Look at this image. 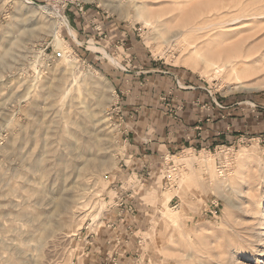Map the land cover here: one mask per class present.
Listing matches in <instances>:
<instances>
[{"label": "rangeland", "instance_id": "obj_1", "mask_svg": "<svg viewBox=\"0 0 264 264\" xmlns=\"http://www.w3.org/2000/svg\"><path fill=\"white\" fill-rule=\"evenodd\" d=\"M129 70L198 81L236 137L135 157ZM0 264H264V0H0Z\"/></svg>", "mask_w": 264, "mask_h": 264}, {"label": "crops", "instance_id": "obj_2", "mask_svg": "<svg viewBox=\"0 0 264 264\" xmlns=\"http://www.w3.org/2000/svg\"><path fill=\"white\" fill-rule=\"evenodd\" d=\"M140 72L129 70L122 77L127 83L126 102L129 103L124 106L126 133L130 152L135 157L159 156L176 149L199 150L236 137L237 117L225 103L215 105L216 100L213 101L198 81L191 80L186 85L189 91L181 92L182 88L178 87L186 75H176L178 80L155 75L151 76L154 85L147 87L146 76L141 77ZM177 81L179 85H173ZM143 101H150L152 106H141ZM134 103L140 105L137 107Z\"/></svg>", "mask_w": 264, "mask_h": 264}, {"label": "bare ground", "instance_id": "obj_3", "mask_svg": "<svg viewBox=\"0 0 264 264\" xmlns=\"http://www.w3.org/2000/svg\"><path fill=\"white\" fill-rule=\"evenodd\" d=\"M27 1H29L30 3H33L31 0H27ZM100 1H104V2H106V5H108V6H112L113 4H118L121 0H100ZM132 1H135V0H132ZM138 3H136V5H137ZM40 8H42V9H45V10H47L48 11V13L50 12V13H52V14H54V15H56L57 17H59L60 18V20H61V22H65L66 21V26H67V28H68V30H71L72 29V27L70 26V23H69V20L67 19V17L64 15V17H61V15L60 14H58L53 8H51V7H49L48 5H44V6H40ZM63 16V15H62ZM63 18V19H62ZM234 20H236V18L234 19ZM238 20V19H237ZM229 23V22H228ZM222 24H224V23H222ZM211 26V25H210ZM195 28H198V29H203V27H200V26H197V27H195ZM208 28V27H207ZM224 28V27H223ZM205 29V28H204ZM53 34H54V37H55V43H56V45L59 47V48H61L62 50H64L65 51V53H64V56L59 60V64L57 65V68H59V67H62V65H61V63L62 62H64L65 64H69V63H71L72 62V59H71V54H70V50H69V47L66 45V43H65V40L64 39H62V37L60 36V34H59V32H57V31H53ZM76 37V36H75ZM177 39V38H176ZM94 49H97L98 51H101V52H103L105 55H108V53H107V51H106V49H104L103 47H101V46H99V45H96V44H94L93 46H92ZM222 54H223V51H222ZM228 56V55H227ZM223 57H222V55H221V51L220 50H218V49H210V51H208L207 52V56H206V61H210L213 65L214 64H216L217 62V60H220V59H222ZM225 59H227L226 61H225V64H230L231 65V56L229 57H225ZM110 60L112 61V62H116V60L113 58V57H110ZM56 61V60H55ZM227 62V63H226ZM55 63H58V61L57 62H55ZM225 64L223 63V65H215V67H214V70H215V75H213V76H217V75H220L221 74V72L223 71V67L222 66H225ZM66 69V72L67 73H69V71H68V69L67 68H65ZM70 69V68H69ZM231 71H232V73L234 72V71H236V66H235V63L233 64L232 63V65H231ZM66 73V74H67ZM66 78L68 79V77L66 76ZM97 80V79H96ZM96 82H99V83H101L100 82V80L99 81H96ZM102 84V83H101ZM67 87L64 89V93L66 94V92H67ZM104 104V100H103V98L101 99H99L98 100V105L99 106H102ZM170 196L171 195H169V194H164V196H161V198H163V199H165V200H168L169 198H170ZM162 200V199H161ZM59 205V204H58ZM57 205V206H58ZM159 208V207H158Z\"/></svg>", "mask_w": 264, "mask_h": 264}, {"label": "built area", "instance_id": "obj_4", "mask_svg": "<svg viewBox=\"0 0 264 264\" xmlns=\"http://www.w3.org/2000/svg\"><path fill=\"white\" fill-rule=\"evenodd\" d=\"M32 2H33V0H32ZM54 54H55V57H57V58H60V57H63V56H64V54H63L62 51H57V52H55ZM216 103H217L218 105H220L217 101H216Z\"/></svg>", "mask_w": 264, "mask_h": 264}]
</instances>
